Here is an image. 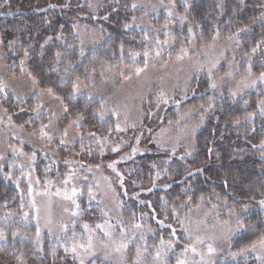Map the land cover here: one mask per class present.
I'll use <instances>...</instances> for the list:
<instances>
[{
    "label": "rangeland",
    "instance_id": "374dc122",
    "mask_svg": "<svg viewBox=\"0 0 264 264\" xmlns=\"http://www.w3.org/2000/svg\"><path fill=\"white\" fill-rule=\"evenodd\" d=\"M80 1L90 9L101 8L105 2ZM189 4L188 0H132V25L144 31L148 45L132 54L131 65L90 70L75 78L74 94L98 102V120L110 119L106 122L110 127L104 131L107 136H100L103 132L99 134L95 128L82 129L80 117L68 113L55 91L38 83L25 61L12 65L7 56L10 52L0 41V169L23 193L36 241L46 236L75 264L81 260L84 264H215L219 259L235 260L247 254L264 264V245L260 243L264 236L255 247L235 250L231 246L242 229L232 211L220 215L217 206L200 204L185 208L179 216L186 238L181 250L170 241L171 245L153 242L146 227L136 228L122 214L120 194L130 159L153 147L168 150L169 156L182 148L194 150V138L204 123L202 108L180 102L189 95L195 78L204 77L210 89L233 97L264 86L259 80L264 72V38L256 50L261 70L251 73L248 69L253 60L245 67L239 62V44L231 35L216 34L206 42L192 36L187 42L175 41L171 29L186 21ZM73 27L83 54L104 41L105 36L86 23L75 21ZM137 68L143 70L137 74ZM2 98H11L28 120L17 122ZM262 105L264 109V99ZM258 145L264 150V138ZM93 151L98 155L94 162L92 157H84ZM66 195L72 198L66 199ZM261 201L264 197L257 202L264 211ZM90 236L92 249L70 251L74 244L87 243ZM122 243L127 247L116 251Z\"/></svg>",
    "mask_w": 264,
    "mask_h": 264
},
{
    "label": "trees",
    "instance_id": "16d2710c",
    "mask_svg": "<svg viewBox=\"0 0 264 264\" xmlns=\"http://www.w3.org/2000/svg\"><path fill=\"white\" fill-rule=\"evenodd\" d=\"M188 1L186 21H179L170 32L175 41L187 42L192 36L206 42L216 34L231 35L239 44V62L245 67L252 59L251 70H261L253 49L257 50L264 38V0ZM131 3L105 0L101 8L90 9L80 0H0L1 46L10 52L7 56L13 66L25 61L38 83L56 92L68 113L80 117L82 129L95 128L99 134L103 132L100 136H107L104 131L109 129L106 122L110 119L98 120V102L74 94L73 86L75 78L87 71L131 65L132 54L148 45L144 31L132 25ZM75 21L97 28L105 36L98 48L81 53L74 34ZM126 24L131 26L126 28ZM57 52L61 53L58 59ZM198 79L180 102L202 108L204 123L194 138V150L185 152L182 148L169 156L168 150L153 147L130 159L120 194L122 214L126 222L146 227L153 242L163 240L171 245L170 241L181 250L186 238L179 216L184 209L196 204L214 205L220 215L228 211L237 214L242 229L231 246L245 249L264 236V211L257 204L264 197V150L258 145L264 138V86L233 97L226 91L210 89L206 78ZM3 101L17 122L28 120L11 98ZM95 153H85L84 157L88 155L94 162L98 158ZM4 174L0 169V231L4 234L0 264H75L46 236L36 241L24 195ZM215 264L261 262L247 254L235 260L219 259Z\"/></svg>",
    "mask_w": 264,
    "mask_h": 264
},
{
    "label": "snow or ice",
    "instance_id": "6c2138e0",
    "mask_svg": "<svg viewBox=\"0 0 264 264\" xmlns=\"http://www.w3.org/2000/svg\"><path fill=\"white\" fill-rule=\"evenodd\" d=\"M133 7H135V5H133ZM105 19H107V17H105ZM133 21H135V17H133ZM130 26H131V25H128V24L125 25L126 28H127V27H130ZM165 27H167V24L165 25ZM166 35H167V33H166ZM13 43H14V42H13ZM255 51H256V49L254 48V49H253V52H255ZM60 55H61V53H59V52L56 53V57H57V59L60 57ZM134 55H139V53H135ZM144 55L147 57L148 53L145 52ZM156 55H159V52H157ZM146 66H147V61H145V67H146ZM142 70H143V69L137 68V69H136L137 74H139ZM248 71H249V73H251V68H249ZM259 80L262 81V82H264V72H261V74H260V76H259ZM254 83H255V82H253V84H254ZM211 86H212L213 88L216 87L215 84H212ZM49 91H51V89H49ZM262 111H264V109H262ZM249 115H251V114H249ZM238 122H239V121H237V123H238ZM113 150L116 151L117 149H113ZM75 191H76L75 189H72V195H75ZM71 198H72L71 196L66 195V199H71ZM73 202H74V201H73ZM261 203L264 204V201H261ZM77 207H79V205H77ZM88 227H89V226H88L87 224L84 225V228H85V229H88ZM97 227H98V228H102L103 226H101V225H97ZM109 227H111V225H109ZM135 227H136V228H139L140 225H135ZM37 234H39V233H37ZM122 234H123V233H122ZM14 235H15V234H14ZM74 235H75V234H74ZM105 235H110V233L105 232ZM0 239H4V234H3L2 231H0ZM113 243H114V242H113ZM163 243H164V241L161 240V244H163ZM260 243H261V245H264V240H262ZM92 247H93V245H92V239H91V236H90V237H89V240H88L87 243L78 244V245L74 244L73 247L70 249V251H71L73 254H75V253L77 252V248L84 249L85 251H88V250L92 249ZM126 247H127V244L122 243L119 247L116 248V251H120L121 248H126ZM253 247H255V245H253ZM66 251H68V249H66ZM193 251H195V249H193ZM212 251H213V249L209 246V252H212ZM53 255H54V253H53ZM159 256H160V252H157V257H159ZM80 264H84V261L81 260Z\"/></svg>",
    "mask_w": 264,
    "mask_h": 264
}]
</instances>
